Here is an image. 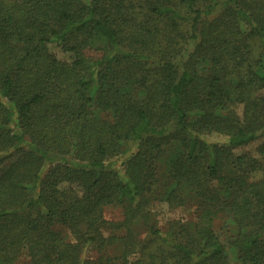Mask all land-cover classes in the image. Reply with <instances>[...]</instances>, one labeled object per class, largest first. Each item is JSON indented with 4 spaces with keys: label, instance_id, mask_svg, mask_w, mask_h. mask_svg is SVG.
Masks as SVG:
<instances>
[{
    "label": "trees",
    "instance_id": "trees-1",
    "mask_svg": "<svg viewBox=\"0 0 264 264\" xmlns=\"http://www.w3.org/2000/svg\"><path fill=\"white\" fill-rule=\"evenodd\" d=\"M261 137L264 0H0V264H264Z\"/></svg>",
    "mask_w": 264,
    "mask_h": 264
},
{
    "label": "rangeland",
    "instance_id": "rangeland-1",
    "mask_svg": "<svg viewBox=\"0 0 264 264\" xmlns=\"http://www.w3.org/2000/svg\"><path fill=\"white\" fill-rule=\"evenodd\" d=\"M50 48L53 50V52H55L59 58L65 59L66 55L64 53H62V51L60 50V48L58 46H56L55 43H51L50 44ZM213 138L218 141L219 143H226L227 140L225 137L219 136V135H215L213 136ZM264 141V137L258 138L256 140H254L253 142H251L250 144L244 146V147H240L235 149V153L237 154H243V153H248L251 154L255 157L260 158V155L257 152V147ZM254 176L256 178H258L259 173H255ZM105 215L106 218L108 220H119L121 218V214H120V210L114 207H110L105 211ZM172 217H178L180 216L179 213H171ZM16 264H26L25 261L21 260L20 262L16 263ZM235 264V263H234Z\"/></svg>",
    "mask_w": 264,
    "mask_h": 264
}]
</instances>
